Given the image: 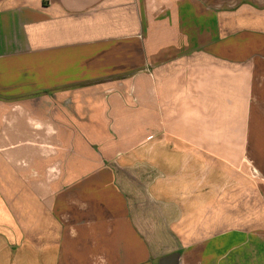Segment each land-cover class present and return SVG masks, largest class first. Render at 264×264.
Listing matches in <instances>:
<instances>
[{"label":"crops","instance_id":"0c3cea01","mask_svg":"<svg viewBox=\"0 0 264 264\" xmlns=\"http://www.w3.org/2000/svg\"><path fill=\"white\" fill-rule=\"evenodd\" d=\"M264 264V0H0V264Z\"/></svg>","mask_w":264,"mask_h":264},{"label":"water","instance_id":"95a60500","mask_svg":"<svg viewBox=\"0 0 264 264\" xmlns=\"http://www.w3.org/2000/svg\"><path fill=\"white\" fill-rule=\"evenodd\" d=\"M158 264H180V254L171 253L158 259Z\"/></svg>","mask_w":264,"mask_h":264}]
</instances>
